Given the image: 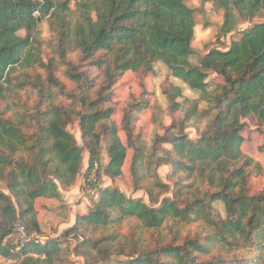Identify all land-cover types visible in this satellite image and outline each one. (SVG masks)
<instances>
[{"label":"trees","instance_id":"obj_1","mask_svg":"<svg viewBox=\"0 0 264 264\" xmlns=\"http://www.w3.org/2000/svg\"><path fill=\"white\" fill-rule=\"evenodd\" d=\"M211 7L222 17L215 39L230 42L200 54L192 41L196 14L205 11L186 0H75L74 10L68 0H0V256L7 264H69L72 255L83 264H264V186L249 191L264 166L242 150L247 119L264 130V0H211ZM242 21L249 25L237 29ZM159 64L167 70L166 107L143 89L128 95L116 122L113 91L124 74L143 79ZM145 111L147 140L139 130ZM73 122L80 143L67 129ZM129 150L133 188L149 203L98 187L59 236L35 241L37 199L65 205L60 189L81 172L92 186L101 175L123 180ZM163 165L170 183L157 173ZM18 226L28 240L14 246L7 238Z\"/></svg>","mask_w":264,"mask_h":264},{"label":"rangeland","instance_id":"obj_2","mask_svg":"<svg viewBox=\"0 0 264 264\" xmlns=\"http://www.w3.org/2000/svg\"><path fill=\"white\" fill-rule=\"evenodd\" d=\"M63 1V0H61ZM70 9H75V0H68ZM186 4L192 8H202L204 9V14L197 13L196 14V26L194 28V39L192 41V46L198 51V53L203 54L207 51L208 48L211 47H226L229 42V36L223 37L220 36L219 39L216 38V34L218 33V28L220 22L222 20L221 14L216 12L211 7V0H186ZM207 21L209 23L208 27H203L204 22ZM258 22V19H252L251 23ZM249 25L248 22H240L237 25V29H244ZM41 31V37L48 41L50 39V29L46 22H43L39 25ZM195 60V59H194ZM195 62V61H194ZM167 76V70L162 65H157L155 68V73L145 76L143 79H139L134 76L131 72H127L124 74L118 86L113 91V99L117 103L116 113L114 115V120L116 122L120 121L122 108L124 106V101L127 99L130 93L134 95H139L143 89L147 91L153 92L154 101L161 106L162 108L166 107L167 101L165 96L161 92L160 84ZM215 75H210V78H214ZM170 81L174 84L180 85L182 87V91L184 96L187 97H197V93L191 91L187 88L185 84L181 81L169 77ZM139 130L142 133V136L145 140L148 139L151 130L152 124L150 122V112H143L141 119L139 121ZM247 126L243 130L242 134L244 137V142L242 143V150L244 153L251 155L255 160L259 161L264 166V130H258L254 125L255 121L253 119H247ZM168 123V121H167ZM67 129L75 136L78 143H80L79 138V130L77 127V123L73 122L67 126ZM188 135L190 137H195V132L192 129H188ZM123 139V137H122ZM124 140V139H123ZM166 148H169L168 145H164ZM131 150L128 151V158L126 159L124 165V179L118 180L115 183H111L109 179L105 176H100L98 183L96 185H89L83 179L82 173L78 175L76 180V190L74 193L70 195L63 196L62 190L60 192L62 194V198L65 205H62L61 202L57 199H46L40 198L37 199L35 203L37 217L40 221V226L42 230V234L38 235V240L44 241L46 238H54L59 236L65 228L70 226L74 219V214L80 211L85 212L86 207L91 204V199H97L98 197V187H108V186H116L119 188L125 195L129 197H141L144 199L146 203H149L147 196L144 194L142 190L135 191L132 184L131 175L129 173V163L131 158ZM107 162V157L105 153L104 146L101 147V165ZM87 166V155H84L83 163H82V171ZM169 166H160L157 169V173L160 179L163 182L170 183L168 178L169 174ZM145 169L139 168L138 175L145 177ZM95 178V177H94ZM96 183V182H95ZM148 184V180L144 179L142 185L145 186ZM264 186V176H252L249 180V191L250 193H254L262 189ZM68 189V188H67ZM170 196V194H167ZM72 205L74 209L72 210L69 205ZM71 206V207H72ZM216 208L224 214V208L222 203H215ZM35 237V236H34ZM35 237V238H36ZM36 238V239H37ZM28 237L20 230L19 226L17 232L11 237L7 238V242L17 246L21 245L23 242L27 241ZM77 238L72 237L70 239L71 245L76 242ZM11 262L10 260H6L4 257L0 256V264H7ZM69 264H83V259L77 256L70 257ZM102 264H115V260H109L106 263Z\"/></svg>","mask_w":264,"mask_h":264},{"label":"crops","instance_id":"obj_3","mask_svg":"<svg viewBox=\"0 0 264 264\" xmlns=\"http://www.w3.org/2000/svg\"><path fill=\"white\" fill-rule=\"evenodd\" d=\"M76 185L74 184L72 187H70V188H68V189H64V190H62V192H63V196H64V200H65V196H67V195H70L71 193H74V191L76 190ZM69 205V204H68ZM70 206V208L73 210L74 209V207L72 206V205H69ZM72 206V207H71ZM80 212H83V211H80ZM74 220V219H73Z\"/></svg>","mask_w":264,"mask_h":264},{"label":"built area","instance_id":"obj_4","mask_svg":"<svg viewBox=\"0 0 264 264\" xmlns=\"http://www.w3.org/2000/svg\"><path fill=\"white\" fill-rule=\"evenodd\" d=\"M89 182H90V183H91V182H92V183L95 182V178H94V177L90 178V179H89ZM19 228H20V230L23 232V229H22L21 227H19ZM17 229H18V228H17ZM23 233H24V232H23ZM34 236H35V235H34ZM35 237H36V236H35ZM35 237H34V238H35ZM37 237H38V236H37ZM37 237H36V238H37ZM36 238H35V241L40 242V241L38 240V238H37V239H36Z\"/></svg>","mask_w":264,"mask_h":264}]
</instances>
